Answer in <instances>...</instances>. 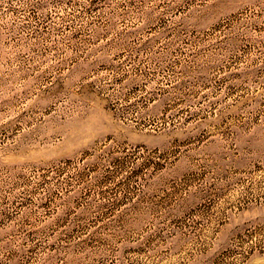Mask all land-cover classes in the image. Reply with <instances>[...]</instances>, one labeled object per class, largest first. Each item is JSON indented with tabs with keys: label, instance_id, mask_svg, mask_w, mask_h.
<instances>
[{
	"label": "rangeland",
	"instance_id": "obj_1",
	"mask_svg": "<svg viewBox=\"0 0 264 264\" xmlns=\"http://www.w3.org/2000/svg\"><path fill=\"white\" fill-rule=\"evenodd\" d=\"M0 264H264V0H0Z\"/></svg>",
	"mask_w": 264,
	"mask_h": 264
}]
</instances>
